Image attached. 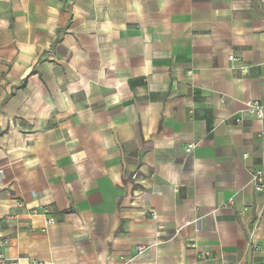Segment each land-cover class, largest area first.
Instances as JSON below:
<instances>
[{"label": "crops", "instance_id": "0c3cea01", "mask_svg": "<svg viewBox=\"0 0 264 264\" xmlns=\"http://www.w3.org/2000/svg\"><path fill=\"white\" fill-rule=\"evenodd\" d=\"M250 100L264 0H0V253L264 264Z\"/></svg>", "mask_w": 264, "mask_h": 264}, {"label": "built area", "instance_id": "2783aa9c", "mask_svg": "<svg viewBox=\"0 0 264 264\" xmlns=\"http://www.w3.org/2000/svg\"><path fill=\"white\" fill-rule=\"evenodd\" d=\"M229 58L231 60H234L236 58L235 54H230ZM246 112L250 113L254 116H256L259 119L264 120V103L258 101V100H250L247 102ZM240 117H236V121H240ZM195 143H188L185 146V150L189 153L194 148ZM253 180H254V188L257 191L264 192V165L260 168L255 169L252 171ZM137 173L135 172L133 174V177H136ZM54 222L53 218H49L47 220V224H51ZM6 243L8 242V239L5 240ZM146 249V246L144 245H138L137 246V252L138 254L142 253ZM19 259L9 258L3 253H0V264H18ZM32 264H42L40 261H33Z\"/></svg>", "mask_w": 264, "mask_h": 264}]
</instances>
